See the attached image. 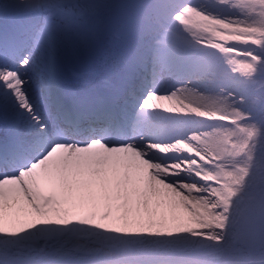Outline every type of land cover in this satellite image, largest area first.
Returning a JSON list of instances; mask_svg holds the SVG:
<instances>
[{
	"label": "snow or ice",
	"instance_id": "obj_1",
	"mask_svg": "<svg viewBox=\"0 0 264 264\" xmlns=\"http://www.w3.org/2000/svg\"><path fill=\"white\" fill-rule=\"evenodd\" d=\"M0 21V264H264V0Z\"/></svg>",
	"mask_w": 264,
	"mask_h": 264
},
{
	"label": "bare ground",
	"instance_id": "obj_2",
	"mask_svg": "<svg viewBox=\"0 0 264 264\" xmlns=\"http://www.w3.org/2000/svg\"><path fill=\"white\" fill-rule=\"evenodd\" d=\"M0 24H2V21H0Z\"/></svg>",
	"mask_w": 264,
	"mask_h": 264
}]
</instances>
